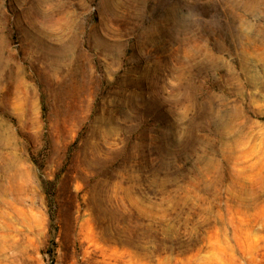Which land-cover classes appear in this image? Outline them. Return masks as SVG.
Returning <instances> with one entry per match:
<instances>
[{"label": "rangeland", "instance_id": "374dc122", "mask_svg": "<svg viewBox=\"0 0 264 264\" xmlns=\"http://www.w3.org/2000/svg\"><path fill=\"white\" fill-rule=\"evenodd\" d=\"M0 264H264V0H0Z\"/></svg>", "mask_w": 264, "mask_h": 264}, {"label": "trees", "instance_id": "16d2710c", "mask_svg": "<svg viewBox=\"0 0 264 264\" xmlns=\"http://www.w3.org/2000/svg\"><path fill=\"white\" fill-rule=\"evenodd\" d=\"M52 217V216H51ZM54 244V243H53Z\"/></svg>", "mask_w": 264, "mask_h": 264}]
</instances>
